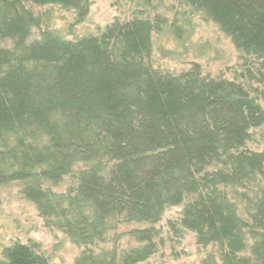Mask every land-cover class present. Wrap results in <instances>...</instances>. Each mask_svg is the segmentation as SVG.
<instances>
[{
    "label": "trees",
    "instance_id": "16d2710c",
    "mask_svg": "<svg viewBox=\"0 0 264 264\" xmlns=\"http://www.w3.org/2000/svg\"><path fill=\"white\" fill-rule=\"evenodd\" d=\"M173 1L231 39L240 74L154 68L161 15L117 19L76 41L46 33L31 42L41 20L30 6L59 5L83 21L89 0H0V185L22 183L48 226L85 248L75 264L144 262L154 228L135 230L147 244L121 257L92 247L115 225L155 224L172 206L183 207L180 223L197 244L213 248L207 264H264V150L246 148L264 128V90L252 91L264 87V0ZM69 175L66 193L48 188ZM252 182L260 189L241 215L229 190ZM0 264L49 262L16 244Z\"/></svg>",
    "mask_w": 264,
    "mask_h": 264
},
{
    "label": "rangeland",
    "instance_id": "374dc122",
    "mask_svg": "<svg viewBox=\"0 0 264 264\" xmlns=\"http://www.w3.org/2000/svg\"><path fill=\"white\" fill-rule=\"evenodd\" d=\"M89 3V12L83 21H77L73 10L59 5L30 6L41 20L40 26L31 29L30 41L41 40L46 33L76 41L99 35L117 19L129 20L139 13L150 17L161 15L167 23L162 32L152 34L150 62L154 68L178 75L197 63L204 76L230 80L243 71L244 60L231 39L215 23L173 0H152L151 5H145L141 0H89ZM172 26L177 28L172 29ZM253 88L256 95L264 90L259 85ZM251 133L246 148L263 151L264 128L253 129ZM79 168L77 165L74 172ZM74 180L73 175H69L56 185L49 184L48 188L66 193L75 184ZM247 187L229 190L230 198L239 203L241 215L245 199L253 198L260 184L252 182ZM182 209V206L166 208L161 220L155 224L125 222L115 225L105 234L106 242H100L92 250L98 254L117 250L121 257L132 250L143 249L147 244L132 235L135 230L154 228L148 243L152 241L155 252L140 264H207L215 252L210 246L198 245L196 235L181 225ZM16 244L39 251L49 264H75L85 249L62 231L48 226L36 204L24 195L20 182L0 185V261Z\"/></svg>",
    "mask_w": 264,
    "mask_h": 264
}]
</instances>
